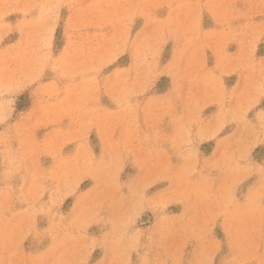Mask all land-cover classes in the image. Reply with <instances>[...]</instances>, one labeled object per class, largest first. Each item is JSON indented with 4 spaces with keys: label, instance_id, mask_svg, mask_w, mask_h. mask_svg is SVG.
I'll return each mask as SVG.
<instances>
[{
    "label": "rangeland",
    "instance_id": "obj_1",
    "mask_svg": "<svg viewBox=\"0 0 264 264\" xmlns=\"http://www.w3.org/2000/svg\"><path fill=\"white\" fill-rule=\"evenodd\" d=\"M0 264H264V0H0Z\"/></svg>",
    "mask_w": 264,
    "mask_h": 264
}]
</instances>
